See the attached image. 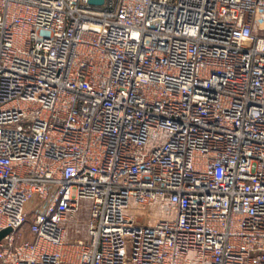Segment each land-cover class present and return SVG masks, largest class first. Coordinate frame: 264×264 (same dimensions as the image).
I'll list each match as a JSON object with an SVG mask.
<instances>
[{
    "label": "built area",
    "instance_id": "1",
    "mask_svg": "<svg viewBox=\"0 0 264 264\" xmlns=\"http://www.w3.org/2000/svg\"><path fill=\"white\" fill-rule=\"evenodd\" d=\"M6 229L0 264H264V0H0Z\"/></svg>",
    "mask_w": 264,
    "mask_h": 264
},
{
    "label": "water",
    "instance_id": "2",
    "mask_svg": "<svg viewBox=\"0 0 264 264\" xmlns=\"http://www.w3.org/2000/svg\"><path fill=\"white\" fill-rule=\"evenodd\" d=\"M89 3L92 5V6H102L104 5L105 3V0H89ZM11 231V229H6V230H3L2 232H0V241L3 239V237L5 235H7L9 232Z\"/></svg>",
    "mask_w": 264,
    "mask_h": 264
},
{
    "label": "rangeland",
    "instance_id": "3",
    "mask_svg": "<svg viewBox=\"0 0 264 264\" xmlns=\"http://www.w3.org/2000/svg\"><path fill=\"white\" fill-rule=\"evenodd\" d=\"M85 203H86V204H90V201H86Z\"/></svg>",
    "mask_w": 264,
    "mask_h": 264
}]
</instances>
